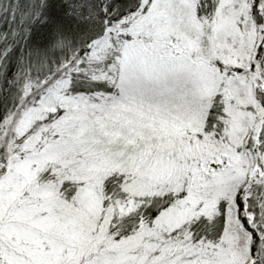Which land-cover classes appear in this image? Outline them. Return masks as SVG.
Wrapping results in <instances>:
<instances>
[{"label":"snow or ice","instance_id":"1","mask_svg":"<svg viewBox=\"0 0 264 264\" xmlns=\"http://www.w3.org/2000/svg\"><path fill=\"white\" fill-rule=\"evenodd\" d=\"M0 264H264V0H0Z\"/></svg>","mask_w":264,"mask_h":264}]
</instances>
